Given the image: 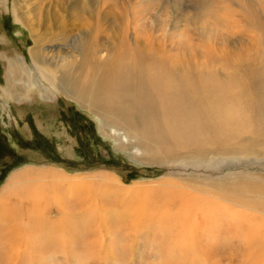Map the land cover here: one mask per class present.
I'll return each instance as SVG.
<instances>
[{
	"label": "rangeland",
	"instance_id": "374dc122",
	"mask_svg": "<svg viewBox=\"0 0 264 264\" xmlns=\"http://www.w3.org/2000/svg\"><path fill=\"white\" fill-rule=\"evenodd\" d=\"M35 47L61 66L56 77L80 87L99 74L88 60L105 68L111 57L137 51L170 70L178 62L187 80L220 84L223 98L243 85V104L264 103V0H0V189L24 167L83 181L77 193L68 182L57 188L64 215L49 178L50 210L42 219L26 213L29 201L21 196L6 199L0 264H247L244 230L234 217L264 201V118L250 121L249 108L241 119L254 126L251 133L198 131L185 137L186 146L160 139V132L144 137L137 121L117 116L118 103L135 94L117 93V111L104 117L42 74ZM79 49L88 53L86 62ZM16 61L27 68L28 85L10 76ZM207 99L199 96L203 107ZM146 145L160 160L147 159ZM107 174L118 186L104 181ZM132 185L143 194H130ZM183 198L202 214L183 219Z\"/></svg>",
	"mask_w": 264,
	"mask_h": 264
},
{
	"label": "bare ground",
	"instance_id": "6f19581e",
	"mask_svg": "<svg viewBox=\"0 0 264 264\" xmlns=\"http://www.w3.org/2000/svg\"><path fill=\"white\" fill-rule=\"evenodd\" d=\"M84 5L85 3L83 2L81 6V9L83 11H85ZM77 54L78 56H80L81 62L87 60L86 57H88V53L84 49L77 50ZM139 55L140 54L137 51H131L130 53L123 52L121 57L117 58V60L116 57H111V65L105 68L103 67L105 62H103L104 64H95L94 62L88 60L89 63H91L92 67L97 69L99 68V74L92 75V77H90L91 79L88 80L86 84H84L85 87H80L79 85L74 83H67L65 76L59 78L56 77V75L59 73V67L61 68V66L44 59L45 57L43 58L42 52L40 51V49L37 50V47H35L32 51V56L35 64H37L38 68H42V70L44 71L42 72V74L46 75L53 85L57 86L55 82L59 80L58 87L59 89H61L62 93L79 100L81 103L87 105L91 109H95L97 112H104V117L110 116L109 112L115 113V111H117L116 109H114V104L118 96L116 95L117 93L130 92L131 95L135 94V97L129 98L131 99V102L129 103H125L126 101L122 100L121 98V100L124 102H121L120 104L118 103L119 111H117V116L122 118L121 121H137L138 124H140L139 128L142 129V134L144 137H147L148 134L151 133L160 132V139L171 137L177 139L180 146H186L188 141L185 140V137L192 134L196 135L198 131L205 132L207 134L211 133L213 135H217L218 133H232L235 136H238V134L240 133H251L254 129V126L241 119V116L245 112L248 113L247 109L249 108L252 109V111L250 110L251 113L249 115L250 121H252L256 117H259L258 120L264 118L262 114L264 103L256 102L254 104V102L251 103L249 100H247L243 104V101L245 100V89L242 87L243 85L240 87V92L230 96L229 98L227 97L229 102H234L232 106H228V103H226L228 101L227 98H223V95L221 96L222 89L220 84L214 83L209 80H205V82L203 83H198L199 80L197 81V79L196 83V81H194V78L187 80L188 76L187 74L185 76V74L180 70L182 67H178V62L173 65L174 70H170L169 66L166 65L168 66V68H166L162 61L142 58ZM67 62L68 61H66V63ZM71 63L72 62L66 64L65 68L70 66ZM8 70L10 76H12L11 78L16 79L18 78V76H20L22 77L21 80H23V82H25L26 84L27 81H29L27 78H29L30 75L23 63L17 61L11 62ZM60 74L62 75L65 73ZM33 82V84L36 86L37 83L35 81ZM100 90L101 94H99ZM224 92L225 91L222 90V93ZM199 96H203L206 99L210 97L209 99H207V102L210 104L206 107H203L201 101H203L204 99L199 101ZM211 96L214 97V102ZM217 106H219V109H214ZM255 110H257L258 112ZM141 115L143 116V118L140 117ZM112 116L114 117L115 115L112 114ZM211 117H213L217 123L216 128L211 126L213 125ZM141 119L142 121L140 122L139 120ZM119 123L121 122L118 121V124ZM208 128L214 131V133L209 131ZM261 133L262 135H264V131ZM144 150V155L147 157V159H149V161L160 160V154H155L154 150L147 145L146 149ZM245 151L247 150L245 149ZM201 162L204 161L198 160V163L201 164ZM52 175L53 176L50 175L51 177L49 178L46 175L44 169L31 167H24L21 170L12 173L5 186L0 189L1 208L4 206V203L7 202L4 201L8 199V197L21 196V200L19 199L20 201H22L23 199L29 201V203L27 202L29 207L26 208V213L34 214L33 218H36L35 220L42 219V217L45 215V212L47 210H50L47 200L50 196H48V191L46 190L47 187H45V180L49 178L50 181H53L54 184L52 185V190L54 192V196L56 197L57 205H55V208L58 212H62V214L64 215L66 212L65 210H63V207L61 205L62 200L59 196H57V188L60 186V184L68 182L72 186V189L70 188L72 192L76 191L77 193V190L82 187L81 185H83V181L73 179L76 176L68 177L64 173L58 172L56 170ZM115 177H113V175L107 174L104 176V181L106 183L118 186L119 182ZM82 178L85 179L86 177L82 176ZM251 184L252 183L250 182H243L242 187H252ZM256 184H253V186L256 187ZM237 185L238 187L240 186L239 184ZM235 186H232L233 189ZM242 187L240 186V188ZM83 189L87 190L88 187H85ZM139 189H137V186L132 185L127 190H129L130 194L132 195H136V193L143 194V192ZM50 192L52 191L50 190ZM24 195H27L28 198L30 196L31 199L25 198ZM70 195H72V193ZM81 196L84 195L82 194ZM184 199L185 198H183V202L185 206L182 209V211H184L182 212V214L185 213L184 215L186 218L183 219H192L193 217H195L197 212H201V210L198 209V207L194 208L193 206H190L192 205L191 199H186L187 201H184ZM243 200L244 199H242V202H244ZM246 202L248 201L246 200ZM144 205L145 204L142 205L143 208ZM241 208L244 211L237 212L238 214H235L234 218H236L237 223L244 230L243 242L247 246L249 259L247 260V264H264V201L256 204L250 203V206ZM3 210L4 208L2 209V212ZM139 210H141L140 207L137 211ZM146 212L150 213V211L148 210ZM202 212L200 214H202ZM250 212L257 213L254 216L252 215L253 217H249ZM38 214H41L40 217H37L39 216ZM256 215H259V217H257ZM32 221L34 220L32 219ZM182 222L183 220L180 223ZM182 226L183 228L185 227L184 225ZM255 248H258L260 251L257 255L253 256Z\"/></svg>",
	"mask_w": 264,
	"mask_h": 264
}]
</instances>
